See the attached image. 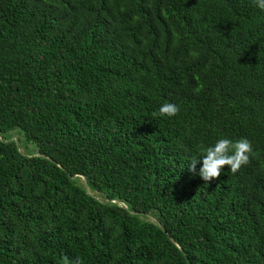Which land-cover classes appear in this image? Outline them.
Masks as SVG:
<instances>
[{
  "label": "trees",
  "instance_id": "obj_1",
  "mask_svg": "<svg viewBox=\"0 0 264 264\" xmlns=\"http://www.w3.org/2000/svg\"><path fill=\"white\" fill-rule=\"evenodd\" d=\"M166 102L179 113L154 116ZM222 138L255 155L206 183L203 149ZM65 255L264 264L253 0H0V264Z\"/></svg>",
  "mask_w": 264,
  "mask_h": 264
},
{
  "label": "clouds",
  "instance_id": "obj_2",
  "mask_svg": "<svg viewBox=\"0 0 264 264\" xmlns=\"http://www.w3.org/2000/svg\"><path fill=\"white\" fill-rule=\"evenodd\" d=\"M254 4L264 10V0H253ZM180 109L173 103H164L159 108L158 113L153 115L174 117ZM255 155L252 143L246 138L231 140L228 138L219 139L214 146L203 149L202 167L199 169V177L206 183L219 179L222 169L227 166L232 174H236L244 166L250 163V159ZM198 160L192 159L188 170L196 174ZM60 264H82L79 257L70 260L68 256L61 258Z\"/></svg>",
  "mask_w": 264,
  "mask_h": 264
},
{
  "label": "rangeland",
  "instance_id": "obj_3",
  "mask_svg": "<svg viewBox=\"0 0 264 264\" xmlns=\"http://www.w3.org/2000/svg\"><path fill=\"white\" fill-rule=\"evenodd\" d=\"M16 138H18L20 140V144L16 140H15V142H17L21 146V149L23 150L24 154L31 153V151H34L35 150V146L32 143H29L27 145V149L24 148L25 146H24V141H23L22 136H17ZM148 219H150V218H148Z\"/></svg>",
  "mask_w": 264,
  "mask_h": 264
},
{
  "label": "water",
  "instance_id": "obj_4",
  "mask_svg": "<svg viewBox=\"0 0 264 264\" xmlns=\"http://www.w3.org/2000/svg\"><path fill=\"white\" fill-rule=\"evenodd\" d=\"M11 140H14L15 141V138H12V139H10L9 141H11ZM16 146L18 147L19 146V144L16 142ZM33 156H40V157H43V158H47L48 160H50L48 157H46V156H43V155H41V154H35V155H33ZM82 181H83V186H84V188L87 190V184H86V181L84 180V179H82ZM159 227H160V229H162V227L159 225ZM163 230V229H162ZM164 231V230H163ZM165 232V231H164ZM169 239H170V241H172L173 242V239L172 238H170L169 237Z\"/></svg>",
  "mask_w": 264,
  "mask_h": 264
}]
</instances>
